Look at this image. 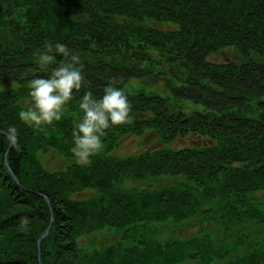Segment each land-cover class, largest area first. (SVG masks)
<instances>
[{
    "label": "trees",
    "instance_id": "obj_1",
    "mask_svg": "<svg viewBox=\"0 0 264 264\" xmlns=\"http://www.w3.org/2000/svg\"><path fill=\"white\" fill-rule=\"evenodd\" d=\"M45 44L77 55L84 81L61 120L36 129L19 120L27 84L64 62L56 54L39 68ZM225 49L242 63L208 60ZM114 80L130 121L105 130L103 155L80 166L71 154L79 101L86 91L99 99ZM181 102L208 112L188 115ZM9 126L18 139L7 152ZM146 129L163 142L201 140L105 155L123 133ZM50 148L63 169L42 166L38 152ZM166 175L179 185L124 183ZM263 202L264 0H0V264H264V239L248 232L264 225ZM192 226L184 239L149 237ZM104 230L118 235L114 245L80 247L79 236Z\"/></svg>",
    "mask_w": 264,
    "mask_h": 264
},
{
    "label": "clouds",
    "instance_id": "obj_2",
    "mask_svg": "<svg viewBox=\"0 0 264 264\" xmlns=\"http://www.w3.org/2000/svg\"><path fill=\"white\" fill-rule=\"evenodd\" d=\"M56 54L62 55L64 62L53 68L48 78L35 77L28 82V99L19 111V120L36 129L61 120L65 106L73 98V91H79L84 81L81 67H78L80 58L64 44H45L37 57L39 68L46 70L54 63ZM116 83L118 81L114 80L109 84L99 99L91 91H86L79 101L82 118L72 131L71 154L80 166H89L91 157L102 150L101 137L105 130L130 121L131 106L127 95L123 89L113 86ZM6 136L10 145L15 146L18 139L16 127L9 126Z\"/></svg>",
    "mask_w": 264,
    "mask_h": 264
},
{
    "label": "rangeland",
    "instance_id": "obj_3",
    "mask_svg": "<svg viewBox=\"0 0 264 264\" xmlns=\"http://www.w3.org/2000/svg\"><path fill=\"white\" fill-rule=\"evenodd\" d=\"M208 60L212 63H235V64H241L242 61L239 58V56L230 49L222 50L214 55H211L208 57ZM166 96V94H164ZM23 100V108L25 107ZM169 106L173 109L177 110L178 104H176L173 101L169 102ZM181 107H183V110L186 112V114H190L193 112L195 113H206L208 112V109L206 107H203L202 105L193 104L192 102H181ZM134 117V114H132ZM135 119V118H134ZM76 124V122H74ZM136 131H130L127 133H123L120 135L116 143L112 146V148L109 150V153H106L105 155H114L117 157L125 158V157H135L139 155L140 153L148 150H167V149H174L178 150L181 148L193 146V145H199L200 138H195L193 135H188L186 137H177L174 141L170 142H163L156 134H154L149 129H146L145 131H142V133L136 134ZM103 146H106L107 143H102ZM104 147L102 150L98 153V155H103ZM38 159L41 162L42 166L50 171L54 170H61L65 167L66 160L63 158L60 154L57 153L56 150L50 148L47 151L46 150H40L38 152ZM7 166V165H6ZM170 176L166 175L159 179H155L153 177H149L145 181H132V180H125V186L130 188H136V189H142V190H155L161 187H166L168 185H176L178 183V180H172L169 179ZM172 180V181H171ZM156 181V182H155ZM179 185V184H177ZM195 185V184H193ZM190 186V185H189ZM202 188H198L199 193L201 194ZM91 196L90 192H84L80 195H78V198H88ZM257 196H260L257 194ZM264 204V202H263ZM187 224V223H186ZM211 225V223L205 224V231H208V227ZM160 226V225H158ZM190 226V225H189ZM244 232H247V226H244ZM152 233H155V229L152 225ZM157 228V227H156ZM190 228V229H188ZM194 228L193 227H187V228H178L179 231H162L159 234H153L152 236L157 241H164L171 239L170 236H182L180 239H184V236L188 234V236H193L194 234ZM49 226L45 229L47 231L46 235L48 234ZM187 229V230H185ZM241 228H235L233 230L234 233H239ZM251 234L253 236H259L260 238L264 239V225L259 227L258 229L250 228ZM174 233V234H173ZM45 234V232H44ZM43 234V235H44ZM45 235V237H46ZM43 237L42 239H44ZM147 237V236H146ZM219 237V235H218ZM148 238V237H147ZM41 239V240H42ZM118 235L113 230H104L103 232H99L98 234H92L90 236L82 235L78 237V243L80 247L83 250L92 251L94 248L96 249H103L106 247H109L111 245H114L118 241ZM40 240V241H41ZM40 241L38 239L37 243L40 248ZM37 245V246H38ZM129 244H127L128 246ZM131 245V244H130ZM38 248V250H39ZM249 248V247H247ZM233 255H230L232 257ZM39 257V254H38ZM187 264H195V263H187Z\"/></svg>",
    "mask_w": 264,
    "mask_h": 264
},
{
    "label": "water",
    "instance_id": "obj_4",
    "mask_svg": "<svg viewBox=\"0 0 264 264\" xmlns=\"http://www.w3.org/2000/svg\"><path fill=\"white\" fill-rule=\"evenodd\" d=\"M11 147H12V145L9 144V147H8V149H7V152L11 149ZM5 164H6V163H5ZM46 233H47V231H45V234L42 235V236L39 238V241H40L43 237H45ZM38 248H39V245H38Z\"/></svg>",
    "mask_w": 264,
    "mask_h": 264
}]
</instances>
